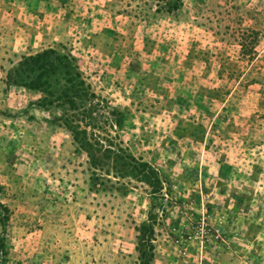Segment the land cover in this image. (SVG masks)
I'll use <instances>...</instances> for the list:
<instances>
[{
    "label": "rangeland",
    "instance_id": "obj_1",
    "mask_svg": "<svg viewBox=\"0 0 264 264\" xmlns=\"http://www.w3.org/2000/svg\"><path fill=\"white\" fill-rule=\"evenodd\" d=\"M174 2L0 0V264H264V0Z\"/></svg>",
    "mask_w": 264,
    "mask_h": 264
},
{
    "label": "trees",
    "instance_id": "obj_2",
    "mask_svg": "<svg viewBox=\"0 0 264 264\" xmlns=\"http://www.w3.org/2000/svg\"><path fill=\"white\" fill-rule=\"evenodd\" d=\"M174 1H175L173 3L174 8H171V10H165L167 13H174V12H176L179 9V7L181 5V0H174ZM50 52H51V50H49V51L44 50L42 53H39L36 56H33V57H31V58H29L27 60H24V63L25 64H30L31 67H33L32 70L37 69V70H42V71L46 72L47 67H50L52 73H55L56 70L61 66V64H59L57 66V65L54 64L53 61L49 60V57H47V56H48V54ZM57 58H59V55L57 56ZM62 58L69 60L68 57L66 58L65 56H63ZM67 62L63 63L62 66L63 67H68L66 65ZM12 73L13 74H17V71H15V70L12 71L11 70L9 72V74H8V78H12L13 77ZM37 87H39V86H37ZM0 225L2 226L3 224H0Z\"/></svg>",
    "mask_w": 264,
    "mask_h": 264
}]
</instances>
